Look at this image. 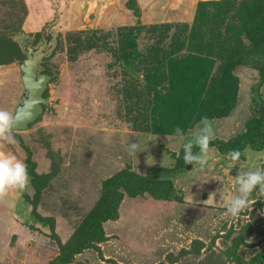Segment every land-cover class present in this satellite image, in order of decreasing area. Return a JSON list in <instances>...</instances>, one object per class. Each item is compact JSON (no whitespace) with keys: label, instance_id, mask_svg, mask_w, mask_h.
Masks as SVG:
<instances>
[{"label":"rangeland","instance_id":"obj_1","mask_svg":"<svg viewBox=\"0 0 264 264\" xmlns=\"http://www.w3.org/2000/svg\"><path fill=\"white\" fill-rule=\"evenodd\" d=\"M223 1L0 0V110L12 114L24 90L18 64L26 57L23 32L35 44L47 23L56 33L43 63L52 75L45 95L51 105L27 130L11 131L13 143L0 140V155L22 160L30 177L25 190L0 194V264H49L101 205L104 186L118 172L144 175L174 166L200 120L183 137L152 131L162 103L155 105L146 73L162 62L147 59L149 48L166 50L182 32L179 38L194 37L184 55H202L213 75L226 64L231 68L236 96L223 112L206 117L212 140L245 132L264 110V0L240 8L242 0ZM156 25L171 27L152 31ZM242 32L252 46L243 45ZM5 36L17 43L22 58H2ZM129 142H139L136 154L129 155ZM29 159L43 177L36 201ZM257 168L264 169V148L247 147L233 163L229 153L209 147L204 170L192 166L171 175L178 199L125 196L119 218L104 224L100 250L87 249L72 264H264V196L254 192L250 207L236 218L225 211L237 195L236 175ZM217 189H224L222 201ZM211 193L217 194L207 200ZM248 224L240 257L231 259L234 240Z\"/></svg>","mask_w":264,"mask_h":264},{"label":"trees","instance_id":"obj_2","mask_svg":"<svg viewBox=\"0 0 264 264\" xmlns=\"http://www.w3.org/2000/svg\"><path fill=\"white\" fill-rule=\"evenodd\" d=\"M230 0L222 3L228 5ZM254 0H242L238 8L244 3H251ZM229 2V3H228ZM248 3V4H249ZM184 25L191 26L188 23ZM152 27V31L161 28L169 31L170 25H161ZM194 27V25H192ZM176 29V28H175ZM177 34L178 39L166 50L160 48V45L149 48L150 55L148 60H161L162 66L157 63L156 67L147 71L148 91L154 89L152 98L156 100L155 105L162 103V108L157 114L160 117L159 123H153L152 131L154 133H171L173 129L179 127L185 133L188 128L193 126L201 117H213L225 110V102L233 101L237 91V77L231 73V68L226 64L221 71H215L213 75L211 65H208L202 55H184V50L188 49L194 37L181 36ZM239 39H242L243 45L252 46V39L246 32H242ZM6 51L1 53L4 60L11 58H22L20 47L13 42L11 37L5 36L1 39ZM2 52V50H1ZM234 57H232L233 60ZM236 59V58H235ZM149 62V61H147ZM223 94V96H222ZM46 95V93H45ZM155 106V108H156ZM144 114H141L143 116ZM156 118V119H157ZM145 119V116L143 117ZM216 147L221 153L228 154L233 150L244 151L247 147L260 151L264 148V116L256 114L247 123L245 132L229 140L215 139L211 140L209 147ZM194 152L198 151L194 147ZM182 156L183 150H180ZM32 165L33 184L36 188L35 201L41 192L39 176L34 171V163L29 159ZM192 164L185 165L183 159L175 157L173 167H154L146 174H136L128 170L118 172L104 186L103 202L91 214L87 223L77 229L70 239L60 244V253L49 264H72L78 254L87 249H98V244L106 240L104 224L108 221H115L119 218L120 205L125 196L138 197L145 194L151 195L158 200L173 201L178 199V191L170 179L173 173L185 171L192 167ZM34 207H36L34 203ZM37 218L42 221H48L47 218ZM53 228V225L51 226ZM251 232L250 225H246L243 234H240L235 240L232 248L231 259H239L240 248L246 242ZM200 247H197L199 250Z\"/></svg>","mask_w":264,"mask_h":264},{"label":"clouds","instance_id":"obj_3","mask_svg":"<svg viewBox=\"0 0 264 264\" xmlns=\"http://www.w3.org/2000/svg\"><path fill=\"white\" fill-rule=\"evenodd\" d=\"M30 112L25 111L22 116H17L9 113L6 110H0V140L7 143H13L14 137L11 135V130L16 124L17 119L30 118ZM172 134L176 137H183L185 133L181 128L173 129ZM214 138V131L211 122L206 117H201L198 130L191 134L182 145L183 154L176 153L178 159H183L185 165L192 164L193 170H204L207 164L209 143ZM194 147L198 151L194 152ZM129 155L137 153L139 142L131 143L128 146ZM142 152V151H141ZM233 163L239 161L241 152L233 150L229 153ZM30 183L25 163L18 159L15 155H0V194L8 190H25ZM235 183L237 185L236 192L226 205V215L230 218H236L241 212L248 209L251 205L250 197L255 192L259 196H264V169L257 168L252 171H246L236 175ZM220 195V201L224 197V189H217ZM217 193H211L207 200L216 196ZM206 200V201H207ZM264 212V209H262Z\"/></svg>","mask_w":264,"mask_h":264},{"label":"water","instance_id":"obj_4","mask_svg":"<svg viewBox=\"0 0 264 264\" xmlns=\"http://www.w3.org/2000/svg\"><path fill=\"white\" fill-rule=\"evenodd\" d=\"M56 45V33L51 22L42 29V37L38 44H35V37L24 31L21 40V49L26 57L19 61L21 70V82L23 93L13 109L12 114L22 116L25 111L30 112V118H19L11 131H25L31 124L36 122L43 114L45 106L51 102L45 97L52 75L44 72L43 63ZM261 117L264 110L261 109Z\"/></svg>","mask_w":264,"mask_h":264}]
</instances>
